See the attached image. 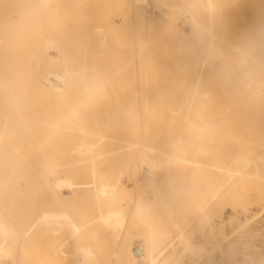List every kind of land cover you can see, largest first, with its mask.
I'll return each instance as SVG.
<instances>
[{"label": "bare ground", "instance_id": "6f19581e", "mask_svg": "<svg viewBox=\"0 0 264 264\" xmlns=\"http://www.w3.org/2000/svg\"><path fill=\"white\" fill-rule=\"evenodd\" d=\"M49 3L25 0L22 7L30 4L38 9ZM22 7L15 8L17 19H13L9 1L0 0V53L11 46L12 27L25 14ZM183 7L195 11L191 20L197 53L192 68L180 75L188 105L177 109L174 116L183 117L181 134L193 132L202 144L177 141L172 150L165 151L141 142L134 136L139 132L136 128L125 126L123 119L118 121L131 111L125 99L113 105L110 94L114 90L106 88L111 76L85 64L95 58L90 34L65 31L63 42L52 45L46 52L49 56L37 63L40 82L51 84L49 94H58L60 101L52 109V120L45 114L42 118L28 116L17 101L10 106L15 111L3 109L9 102L5 95L24 83L23 68L34 60L0 55V120L15 117L22 131L39 136L16 144L0 161V264H206L208 258L200 260L215 250L226 258L222 263L217 256L220 264H232L227 258L232 255L229 245H221L226 236L212 235L209 225L197 217L199 208L218 200L222 189L226 188L225 198L236 185L256 177L244 168L264 156L263 143L244 151L248 157L232 159L230 163L237 168H230L227 160L217 162L220 156L207 145L215 132L220 134L214 127L231 119L237 128L226 130L225 135L251 142L263 137L252 135L250 129L264 121V64L242 67L234 60L233 49L264 24V0H188ZM165 11L173 16L170 21L185 15L174 6H166ZM72 65L76 66L67 68ZM219 66L232 70L221 74ZM255 72L259 75L254 87L246 77ZM226 77L241 80L238 92L234 93ZM100 106L103 111L94 110ZM50 138L59 144L53 154L31 161L34 148ZM192 153L202 158H192ZM149 164L158 168L153 179L168 184L152 202L141 197L129 201L133 217L148 231L135 254L126 250L125 239L120 238L132 225L130 221L125 226L120 176L131 170L144 171ZM180 182H188L189 191L175 190ZM257 196L247 193L229 215L256 213L261 195ZM226 219L228 215L215 220V225ZM12 249L19 253L13 254Z\"/></svg>", "mask_w": 264, "mask_h": 264}, {"label": "rangeland", "instance_id": "374dc122", "mask_svg": "<svg viewBox=\"0 0 264 264\" xmlns=\"http://www.w3.org/2000/svg\"><path fill=\"white\" fill-rule=\"evenodd\" d=\"M8 1L12 18L17 19L15 8H21L25 0ZM49 1V5L38 9L31 8L30 4L22 7L25 14L12 27L14 37L11 46L0 53V55L6 54L7 59L29 56L34 60L33 65L27 63L23 68L21 77L24 83L14 87L12 92L5 95L10 103L3 106L4 110L15 111V108L10 106L13 101H17L22 104V111L28 116L42 118L45 114L46 119H53L52 109L60 101L57 99L58 94H49L51 84L40 82L37 63L49 56L46 52L52 45L63 42V34L68 30L72 34L92 36L96 50L95 58L85 64L93 66L104 76H111L106 88L114 90L110 94L113 105L125 99L131 111L130 115L122 116L118 121L123 119L125 126L136 128L139 131L134 134L137 139L156 145L165 151L172 150L173 144L177 141L189 143V146L204 142L193 132L181 134L183 117L176 119L174 116L177 109L188 105V99L185 101L184 97L186 91L180 85V75L184 73L185 68H192L197 53L195 28L191 20L195 11L193 7H183L188 0ZM166 6H174L185 15L181 14L180 19L170 21L173 16L165 11ZM74 66L76 65L67 68L71 69ZM230 70L232 67L219 66L217 72L228 74ZM258 75L259 73L255 72L247 76L246 80H250L255 87L258 84L255 80ZM225 81L231 84L234 93L238 92L237 85L241 80L226 77ZM61 83L57 88L62 86ZM64 93L65 90L62 89L60 95L63 96ZM262 97L264 99V94ZM94 110L101 112L104 106ZM195 114L193 112L191 117ZM263 122L259 120L256 128L250 129L252 135H263L256 142L240 139L236 141V138L225 135L228 129L236 130L233 119L218 123L214 129H219L220 134L214 131L215 135L207 142L209 150H213L223 159L219 157L216 161L221 164L227 160L228 167L237 168L230 163L232 159L237 156L248 157L249 155L243 153L244 151L249 148L257 149L263 145ZM20 126L15 117L0 120L1 163L3 159L5 160V152L14 149L16 144L22 145L31 137H39L30 130L22 131ZM47 140L34 148V153L30 154L31 161L37 156L40 158L47 154L52 155L57 149L59 144L55 143L54 139ZM191 156L196 159L202 158L193 153ZM244 169L250 170L256 177L239 183V186L236 185L233 192L225 198L226 188L222 189L218 200L209 203L203 209L199 208L197 219L209 225L212 235L226 236L221 245H229L232 255L231 258H227L232 264H264V156L257 157ZM157 171L156 166L149 164L144 171L131 170L130 173L124 172L120 176L122 207L126 213L125 226L130 221L132 223L131 229L122 232L120 238L125 239L126 250H131L135 254H139V249L148 237V231L133 217V208L129 206V201L132 197H141L152 202L153 197L162 194L168 183L153 179ZM219 186L220 183L213 190H217ZM189 189L188 182H180L175 187L178 191H189ZM250 192L258 195L257 197L261 195L258 211L248 215L241 212L240 215H229L231 209L238 208L235 205L243 203L246 194ZM84 200L85 198L81 197V202ZM228 207L230 210L227 209ZM226 215L228 219L215 225V220H221ZM12 253H19V250L12 249ZM211 254L209 255L211 259L205 257L207 255L205 254L200 261L208 258L206 264H214V262L220 264V260L225 263L226 258L224 261L218 251L215 250Z\"/></svg>", "mask_w": 264, "mask_h": 264}, {"label": "clouds", "instance_id": "9594fccd", "mask_svg": "<svg viewBox=\"0 0 264 264\" xmlns=\"http://www.w3.org/2000/svg\"><path fill=\"white\" fill-rule=\"evenodd\" d=\"M233 52L234 60L242 67L252 68L264 63V24L245 35Z\"/></svg>", "mask_w": 264, "mask_h": 264}]
</instances>
